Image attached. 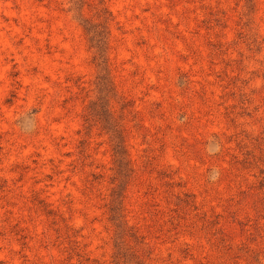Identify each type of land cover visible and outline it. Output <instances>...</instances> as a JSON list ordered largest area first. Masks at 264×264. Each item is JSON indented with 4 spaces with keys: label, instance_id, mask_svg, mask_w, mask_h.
Segmentation results:
<instances>
[{
    "label": "rangeland",
    "instance_id": "1",
    "mask_svg": "<svg viewBox=\"0 0 264 264\" xmlns=\"http://www.w3.org/2000/svg\"><path fill=\"white\" fill-rule=\"evenodd\" d=\"M0 264H264V0H0Z\"/></svg>",
    "mask_w": 264,
    "mask_h": 264
}]
</instances>
